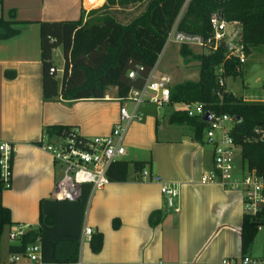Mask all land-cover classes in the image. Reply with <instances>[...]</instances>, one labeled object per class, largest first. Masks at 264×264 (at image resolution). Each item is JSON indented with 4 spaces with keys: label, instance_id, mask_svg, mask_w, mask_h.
Masks as SVG:
<instances>
[{
    "label": "crops",
    "instance_id": "1",
    "mask_svg": "<svg viewBox=\"0 0 264 264\" xmlns=\"http://www.w3.org/2000/svg\"><path fill=\"white\" fill-rule=\"evenodd\" d=\"M100 2L3 0L0 4V19L12 22L11 27L18 31L0 38V140L17 144L12 187L2 193L13 223L0 239V264H11L10 245L18 240L11 241L8 235L18 224L30 225L27 231L38 233L39 264H71L79 259L101 264H209L243 255L264 258L263 254L253 255L255 242L247 251L243 249L242 194L204 181V175L214 169L213 148L205 137L196 140L190 126L171 124L174 111L167 118L169 129L161 133L157 115L144 110L149 104L143 106V121L132 122L124 139L123 158L149 162L145 169L158 181L141 179L130 165L123 182L110 181L100 190L82 184L77 201L53 198L64 166L38 145L44 136L56 142L49 128L71 126L84 137L109 135L119 121L120 103L116 87H109L103 99L68 101L61 95L44 99L41 23L76 21L82 10L88 13L105 0ZM259 93L264 95L262 90ZM244 99L264 101V96ZM182 127L189 132H182ZM162 184L178 185L180 195L170 198L163 194ZM155 212L161 216L152 224ZM85 227L102 234L99 252L84 239ZM56 239L78 242V254L69 262L56 263ZM68 247L71 245L60 252L61 259L71 257Z\"/></svg>",
    "mask_w": 264,
    "mask_h": 264
},
{
    "label": "trees",
    "instance_id": "2",
    "mask_svg": "<svg viewBox=\"0 0 264 264\" xmlns=\"http://www.w3.org/2000/svg\"><path fill=\"white\" fill-rule=\"evenodd\" d=\"M3 0H0L2 4ZM146 1L142 13L127 23L120 22L114 15L115 8H127ZM185 0H105L100 7L88 13L82 10L76 21H44L41 23L42 86L45 100L61 95L64 100L103 99L110 86L117 88V97L124 98L131 88H141L148 72L157 64L168 33L174 24ZM220 10L226 20L239 21L242 25V41L246 52L264 47V0H192L181 21L182 30L209 34L210 14ZM12 22L0 19V38H9L18 31ZM61 47L65 64L61 80L57 79L53 61V50ZM179 53L186 63H199L197 80H185L171 88V102L198 103L205 111L216 115H230L234 118L231 137L240 148L243 167L255 169L264 176V101H249L234 95L226 87V79L242 74V65L235 58L228 57L227 49L196 54L188 46H181ZM139 67H143L140 71ZM222 68L223 73L218 70ZM136 71L135 78L129 73ZM225 81L221 86L220 79ZM169 122L178 126H190L194 138L203 141L208 122L200 116H189L184 110L174 111ZM71 126L49 128L55 137L67 136L73 131ZM259 131L257 133L256 131ZM143 171L149 162L128 161L124 158L114 161L107 173L111 182L127 179L128 169ZM3 186L0 180V239L6 228L12 225L11 211L2 203ZM155 212L152 224L160 220ZM258 223L244 217L242 246L247 251L258 232ZM38 233L27 231L18 238V243L10 245V252L24 253L26 247L35 242ZM91 247L94 252L102 248L103 237L93 232ZM66 245L71 249V257L61 259L59 254ZM79 243L74 240L54 241V261L69 262L78 254ZM19 264V263H13ZM38 264V263H25Z\"/></svg>",
    "mask_w": 264,
    "mask_h": 264
},
{
    "label": "built area",
    "instance_id": "3",
    "mask_svg": "<svg viewBox=\"0 0 264 264\" xmlns=\"http://www.w3.org/2000/svg\"><path fill=\"white\" fill-rule=\"evenodd\" d=\"M192 0H185L181 10L172 25L165 47L171 43L179 47L185 45L190 49L201 48L205 52L217 51L220 47L227 49L228 57L235 58L240 65L244 66L249 55L246 52L242 41V25L239 21H228L220 11H213L210 14L209 34H199L188 32L180 28L181 21ZM225 2L228 0H212ZM142 71L143 67H139ZM52 71L58 69L52 68ZM223 73V69L218 70ZM63 73V70H62ZM136 71L129 73L130 78H135ZM221 86L225 81L219 80ZM174 85L172 78L165 73L158 71V66L152 68L141 88L133 87L124 98H116L120 103L119 121L114 126L109 135L84 137L78 128H74L70 135L56 137V142L47 141L44 136L39 147L49 153L54 161L64 166L62 176L56 181L53 198L57 201H77L81 196L82 184H91L93 189H103L110 181L107 173L111 164L126 155L124 139L128 126L134 121H143L145 113L142 107L151 104L157 108L171 104V88ZM133 104L131 111L126 107V103ZM181 103L177 108L187 112L189 116L204 117L206 113L211 115V121L205 129V140L213 148V172L204 175V181L216 183L222 187L237 191L243 197V210L246 217L254 219L258 223V230L264 224V176L255 169L243 167L242 163L237 164L236 148L231 137V129L234 118L230 115H216L210 111H205L198 103ZM194 108V110H193ZM259 133V131H256ZM264 137V132L262 133ZM17 151V144L0 140V180L3 189H10L13 180V159ZM141 179L158 181L157 177L144 169L138 173ZM161 191L170 198L180 195L179 186L176 184H162ZM178 212V209H175ZM30 225L18 224L9 233L11 241L18 240L29 229ZM93 229L84 228V239L90 241ZM41 260V248L38 243L29 244L24 253H12L9 262L25 264L38 263ZM71 264H101L87 263L81 259ZM205 264V263H203ZM209 264H264V258L243 255L240 257L225 258L221 261Z\"/></svg>",
    "mask_w": 264,
    "mask_h": 264
},
{
    "label": "rangeland",
    "instance_id": "4",
    "mask_svg": "<svg viewBox=\"0 0 264 264\" xmlns=\"http://www.w3.org/2000/svg\"><path fill=\"white\" fill-rule=\"evenodd\" d=\"M90 1L97 2L98 0H90ZM103 1L104 0H101L100 3H103ZM145 7H146V1L143 3H138L136 5H131L127 7L129 11L114 10L113 15L118 20L122 22H126L138 16L140 13H142ZM87 8L91 9V6L87 5ZM179 48L180 47L178 45L173 43L167 45L166 47H164L157 61L158 71L161 73L168 74L172 78L174 85L185 80L195 81L199 77V63L197 61H191L189 63H186L179 53ZM192 50L196 54L205 53V50L201 48H193ZM52 57L55 66L58 68V71L56 73L57 79L61 80L62 70L65 64L62 48L57 47ZM226 83H227V88L232 93H234V95L238 97L255 99L264 96L263 93H259V91L261 90L264 91V47L262 46L259 50H253L249 57V60L242 67V74L236 78L233 77L227 78ZM110 88H115V87L110 86ZM180 104L181 103H171L161 108H157L155 105L149 104L147 108H145L144 110L148 113L153 114L154 116L157 115L160 121L159 126L162 133V131L169 129V124L167 122V118L169 114L175 111L176 107L180 106ZM126 107L128 108L129 111H131L133 104L127 102ZM134 122H138V121H134ZM174 129L176 128L174 127ZM180 129L184 133L189 132L188 127H182ZM169 136H175V135H169ZM236 151H237V156H236L237 164H240L241 163L239 156L240 148L237 147ZM127 156H129V154ZM7 191H8L7 189L3 190V192H7ZM262 228L263 230L258 231L255 236L253 255H258V254L264 255V225ZM6 229H8V227Z\"/></svg>",
    "mask_w": 264,
    "mask_h": 264
},
{
    "label": "water",
    "instance_id": "5",
    "mask_svg": "<svg viewBox=\"0 0 264 264\" xmlns=\"http://www.w3.org/2000/svg\"><path fill=\"white\" fill-rule=\"evenodd\" d=\"M203 120L207 122L211 121V115L209 113H206V115L203 117Z\"/></svg>",
    "mask_w": 264,
    "mask_h": 264
}]
</instances>
